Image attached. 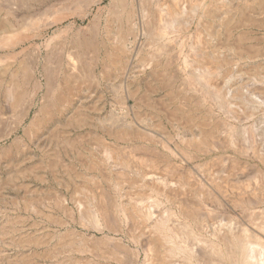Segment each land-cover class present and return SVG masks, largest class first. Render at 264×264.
<instances>
[{
    "label": "rangeland",
    "instance_id": "1",
    "mask_svg": "<svg viewBox=\"0 0 264 264\" xmlns=\"http://www.w3.org/2000/svg\"><path fill=\"white\" fill-rule=\"evenodd\" d=\"M263 2L0 0V21L8 24L7 34L12 35L11 41L0 42V264H79L78 260L87 264H129L136 254H140L141 261L148 247L145 240L139 243L133 238L129 227L103 232L87 220L92 195L105 190L118 203H128L154 186L158 177L173 176L176 162L185 164L181 175L191 182L196 177L207 178L211 172L216 181L226 178L229 185L240 190L243 186L250 192L264 193V163L260 156L264 155ZM172 5L183 13L163 36L160 29L169 20L167 11ZM230 18L236 21L229 26L230 44L246 35L242 45L249 52L242 58L234 47L226 45L225 24ZM141 25L145 27L143 33ZM115 31L126 38L127 45L120 48L113 41ZM91 32L105 41L106 48L86 45L84 51L88 58L106 55L107 61L89 64V76L78 79L69 56L80 51L81 35L90 36ZM3 35L0 32V40ZM206 52L215 53L220 63L206 60ZM185 56L190 60L184 71L186 77L195 79L204 65L216 70L207 82L197 79L202 92L191 89L186 78L173 85L168 83V75L174 77L184 67ZM31 59L38 62L36 73L31 69ZM24 62L31 68H23ZM167 64L171 73L165 69ZM15 70L17 76L12 73ZM26 70L35 77L22 89L23 98L11 107L5 103L8 82L22 81ZM46 75L54 83L69 77L78 79L73 81L74 89L66 101L57 100L54 84L46 88ZM36 78L45 88H35ZM146 93L150 106L143 97ZM205 93L210 100L197 102ZM52 95V102L56 101L53 109L31 128L34 115ZM187 98L192 104H187ZM175 108L181 111L180 115H173ZM25 109L28 111L24 116ZM198 115L201 116L197 118ZM201 118L219 130L215 142H224L222 131L232 128L237 143L249 141L253 149L247 155L232 153L225 147L199 151L191 138ZM123 130L128 131L121 142L128 167H122L120 175L106 169L99 143L102 137L106 142L112 140L110 131ZM155 150L168 152L171 157L158 160L151 152ZM230 155L238 160L248 158L251 164L246 174L239 166L230 171L225 163ZM229 171L232 175L227 177ZM144 173L145 177L141 175ZM61 196L67 199L65 203ZM196 197L202 201L198 193ZM150 205L143 202L138 208L143 211ZM210 208L199 211L207 219L208 230L223 214L222 209L209 212ZM263 211L264 203H254L248 210L239 209L237 217L243 226L252 229V221H259L258 215ZM68 229L98 236L99 247L85 250L75 237L71 238L72 231L69 238L74 241L73 246H60L62 234ZM201 230L207 229L203 226ZM117 240L128 245L125 253L116 252Z\"/></svg>",
    "mask_w": 264,
    "mask_h": 264
},
{
    "label": "bare ground",
    "instance_id": "2",
    "mask_svg": "<svg viewBox=\"0 0 264 264\" xmlns=\"http://www.w3.org/2000/svg\"><path fill=\"white\" fill-rule=\"evenodd\" d=\"M120 4L123 5L122 2H120ZM26 9H28V7ZM212 11L214 12V9ZM181 12L183 13V11H180L177 7H175V5L169 7L167 11L169 20L160 29L161 35L163 34V36H165L167 28L173 27L179 22V16ZM124 19L127 20L128 17H125ZM235 22L236 21H234L233 18H230L225 24L227 31L225 35L227 40L226 45L228 47H234L238 55H240L242 58L249 52V48H246L242 45V42L246 40V35H241L239 39L234 42V44H230L228 41L231 37V29L229 26ZM140 29L143 33V31H145L144 25H141ZM0 32L4 33L0 42L11 41L12 35L7 34L10 33L8 24H3L0 21ZM90 34V36L81 35L83 40H81L79 44L80 51L69 56L75 78L78 79L89 76L91 72V68L90 70L88 69L89 64L94 62L93 65H98L100 61H105L106 58V55L103 58H101V56L88 58L86 52L84 51V47L86 45L88 47L96 46L97 49L106 48L105 41L100 40L97 33L91 32ZM112 38L114 42H117V45L120 46V48L122 45L128 44H126V38L120 36L118 31L113 33ZM119 50L120 49L117 48V51ZM105 54H107V52H105ZM204 58L209 61L215 59L217 64L220 63V61H217V56L215 53L207 54L206 52ZM117 60L119 61V59ZM189 62L190 60L187 56H185L182 61L184 67L178 72L179 74L174 73V75H176L174 77L176 78L172 77V75H168V83L173 85V83L180 78H186L188 81V86L191 89L202 92L201 88H199L200 85L198 84L197 79L200 80L199 82H207L208 77L214 74L216 70L204 65L203 71L200 73L198 72V74L195 76V80L193 77H186L188 75L187 73L184 74ZM24 63L21 64L24 65L23 68L28 65ZM28 66L30 67V65ZM31 66L32 68H30L33 69L32 71L36 73L38 69V62L31 59ZM167 66L168 67H165V69L169 73L171 71L168 70L169 64H167ZM27 68L28 67H26V69ZM16 72L17 70L12 72L14 73V76H17ZM33 76L35 77V75H29L28 70H26L22 81H9V88L7 96L5 97V103L12 107L16 102H18L20 97L23 98L22 95H25V92L23 94L22 89H24V86L29 81H31L30 79L34 78ZM78 79L69 77L64 81L55 80L54 83V79L46 75V82L44 85L47 89H49L51 85L54 84L53 93L57 91L59 96L57 100L64 102L69 96L68 93L74 89L73 81L75 82V80L77 81ZM35 85L36 89H39L42 86L44 87L38 78L35 79ZM129 93L132 96L134 95L131 93V91H129ZM209 96V94L205 93L202 95V98L199 99L200 101L197 100V102L204 103L206 100H210ZM213 96L217 97V94H214ZM143 97L146 101V104L150 106L151 104H149V101L147 100L149 98V93H146L143 95ZM52 98L53 95L45 103H43L39 111L36 112L31 121V128L38 125L40 119H42L43 116L47 115V113L53 109L54 103L56 101L52 102ZM187 100L189 101L187 104H192L190 98H187ZM167 106L163 108L166 110L168 108ZM25 110L26 112H24V116L27 115L28 109ZM190 111H194V108H191ZM180 113L181 111H179L178 108H175L173 115H180ZM161 114L162 113H160V115ZM189 116L193 117L194 115L189 114ZM200 116L201 115H198L197 118ZM119 124L120 123L117 125ZM126 125L129 126L128 123H126ZM195 125V136L193 134L191 143L195 148H198L199 151H216L219 148L225 147L232 150V153L244 152V154L247 155L248 152L253 149L249 141H246L242 145L238 144L232 128H226L223 130L222 133L223 135L225 134L226 139L222 143H217V140L216 142L214 141V136L217 138L216 134L219 133L217 127H215L213 124H208L205 118H201V120L196 122ZM114 133L116 132H109V137L112 139L110 142H106L107 140L102 137L99 145L102 152L101 154L104 157V161L106 163V169H111L112 171H115L116 174L121 173L120 175H122L123 172L120 171V169L122 167H128V162L124 157V147L121 145V142H123L127 137L128 131L123 130L122 132H117V135ZM6 135L7 134H4L3 136ZM219 139L220 138H218V140ZM151 152L156 159L161 161L167 160L170 156L168 152H164L162 150H155ZM260 156L262 162L264 163V155L262 154ZM225 163L228 165L230 171H232L234 167L239 166L243 174L248 172L251 164L248 158L238 160V158L231 155L228 156ZM173 164L174 165L172 168L175 173L173 176L158 177L154 186H150L148 191L141 192L135 197H132L128 203H118L117 198L105 190L103 192H96L91 198L93 205L91 207L89 216H87V220L91 223H94V226L96 225L95 227H97L96 229H99L103 232L105 230H108L109 232L123 231L127 226L131 229V231H133V238L135 237L134 239H137V242L144 243L145 240V245L148 248L145 251L141 261L140 254H136L133 255L134 257L132 262H129V264H140V262L142 264H264V211L258 215L259 221H252L254 224V228L252 229H248L247 227L243 226L237 217V215L240 216L239 209L248 210L254 203H264V193L254 191L250 192V190L243 186L240 190L239 187L233 184L229 185L228 182L230 181H227L226 178H224L222 181H216L213 177H211L213 176L211 172H208L207 178L196 177L194 182H191L189 181V177L184 179L181 175L186 168L185 164L177 162ZM199 166L200 168H203L202 165ZM230 171L226 172L225 175L227 177L232 175V172ZM258 171L259 172H257V176L259 175L258 173H260V170ZM141 175L145 177L147 174L144 173ZM117 184L118 182H116V185ZM234 189L239 191L235 192ZM197 193L202 198L201 202L196 199ZM252 195L254 196V199L252 198ZM61 199L64 203L67 201L65 196H61ZM143 202H150L151 205L150 207H147L141 211V209L138 207ZM209 206L211 207L209 212H214L219 209H222L223 211L221 218H219V220L216 222L211 223V230H208V223L205 222L207 219H203L199 212L202 207L209 208ZM79 208L80 207H78V209ZM203 226L204 229H207L206 231L201 230ZM71 231L74 232V236H71ZM69 236H71V238L75 237L74 240L80 243V245L85 246L83 247L85 250H93L99 247V243L97 241H99L100 238H98V236L93 235L89 237L84 232L79 231L77 233V231L70 229L66 230L65 233L62 234V240L59 242V245L65 247L73 246L74 241L70 240ZM141 237L143 238L141 239ZM89 242H92L90 243L91 245L88 244ZM114 247L116 252L118 251L117 253H125V251L129 249L128 245L124 244L121 240H117L114 243ZM78 261L79 264H87L84 261H81L82 263H80V260Z\"/></svg>",
    "mask_w": 264,
    "mask_h": 264
}]
</instances>
